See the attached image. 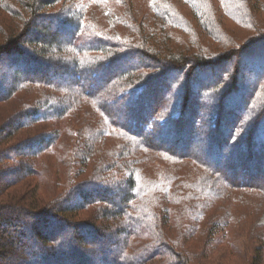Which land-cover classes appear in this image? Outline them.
Masks as SVG:
<instances>
[{
    "label": "trees",
    "instance_id": "obj_1",
    "mask_svg": "<svg viewBox=\"0 0 264 264\" xmlns=\"http://www.w3.org/2000/svg\"><path fill=\"white\" fill-rule=\"evenodd\" d=\"M131 3L0 0V264H264L263 0Z\"/></svg>",
    "mask_w": 264,
    "mask_h": 264
},
{
    "label": "rangeland",
    "instance_id": "obj_2",
    "mask_svg": "<svg viewBox=\"0 0 264 264\" xmlns=\"http://www.w3.org/2000/svg\"><path fill=\"white\" fill-rule=\"evenodd\" d=\"M150 2L151 0H131V6H132V8L133 9H137V10H139L140 12H143V10H144V8L146 7V4H144V3H147V2ZM263 2H264V0H263ZM148 5V4H147ZM252 6H253V4H252ZM120 8L121 9H123V10H125L126 9V6H120ZM183 11L186 13L187 11H186V9H184L183 8ZM255 13H256V16L258 17V19L264 24V13H262L259 9L257 10V11H255ZM4 18V19H3ZM0 20H1V24H9V23H11L9 20H8V18L4 15V14H1L0 13ZM114 20H115V17H113L112 15H109L108 16V18H107V21H108V23L110 24V25H113V23H114ZM224 22H225V27L230 31V32H232V33H234V34H238V35H240L241 34V32H244V31H242V30H240V29H235V27L229 22V21H227L226 19H224ZM48 23V25L50 24L51 26H49V31H51V30H53L54 29V26H55V24L54 23H50V22H47ZM12 24V23H11ZM41 25V27H44V26H46V22L44 21L43 23H41L40 24ZM234 29H235V31H234ZM37 31V30H36ZM246 31H248V30H246ZM4 36L5 35H1L0 34V38H4ZM172 75V74H171ZM200 77V76H199ZM171 78V76H168V79H170ZM201 78V77H200ZM203 80V79H202ZM167 81V80H166ZM205 82V81H204ZM1 115H3V114H1L0 113V116ZM8 116V115H7ZM30 184L28 185V187H22L21 185H19V187H22V191H26L27 192V190L29 189L30 190V188H32V187H34V181H30L29 182ZM40 189L38 190L37 189V191H36V195H37V201H41V198H42V196H41V194H40ZM27 194V193H26ZM258 223H260V224H264V213H262V214H260L259 215V219H258ZM224 255V254H226V255H229L228 254V251L226 250V249H221V250H218V252H215L214 253V255L213 256H215V257H213V258H211V260H210V258L209 259H207V261H208V264H217V262H218V260H219V257L221 256V255ZM100 258H99V260H98V262H95L96 264H100ZM230 263H235V262H237L236 261V259H234L233 257L231 258V261H229ZM238 264L240 263V261H238L237 262Z\"/></svg>",
    "mask_w": 264,
    "mask_h": 264
}]
</instances>
